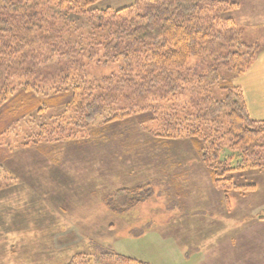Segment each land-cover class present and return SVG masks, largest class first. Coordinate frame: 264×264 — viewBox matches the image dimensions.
Returning <instances> with one entry per match:
<instances>
[{
    "label": "trees",
    "instance_id": "trees-1",
    "mask_svg": "<svg viewBox=\"0 0 264 264\" xmlns=\"http://www.w3.org/2000/svg\"><path fill=\"white\" fill-rule=\"evenodd\" d=\"M96 1L0 0V139L32 113H58L61 108L57 116L70 115L80 128L98 117L104 124L162 123L163 133L156 137L188 139L212 186L224 194L226 206L230 192L252 193L254 185H238L232 176L264 172V119L250 116L242 89L232 83L250 69L263 48L245 40L242 27L226 17L238 4L134 0L127 8L98 10L92 8ZM190 60L197 62L191 68ZM91 61L101 66L115 63L119 72L96 84L69 77V71ZM62 66L67 71L55 91L41 94L40 85L17 83L42 72L56 75L53 69L60 75ZM224 74L231 75L230 80ZM10 76L18 81L5 82ZM215 87L224 91L221 99L215 97ZM186 93L190 98L182 107L177 103L178 110L119 105L132 97L155 95L162 102ZM69 130H62L64 141L72 136ZM47 131L42 125L40 135L27 136L26 142L53 162L57 151L43 139ZM6 157L0 148V189L11 181L3 168ZM146 189L121 188L103 201L112 211L128 209L148 198ZM65 264L147 263L99 249L75 254Z\"/></svg>",
    "mask_w": 264,
    "mask_h": 264
},
{
    "label": "rangeland",
    "instance_id": "rangeland-1",
    "mask_svg": "<svg viewBox=\"0 0 264 264\" xmlns=\"http://www.w3.org/2000/svg\"><path fill=\"white\" fill-rule=\"evenodd\" d=\"M133 4L134 0H98L92 8L119 10ZM238 8L226 17L235 22ZM256 26L255 36L243 30V37L264 46V28ZM196 63L190 60L188 66ZM253 66L232 84L244 91L238 80ZM65 67H60V75L53 69L57 76L47 71L22 82L10 76L5 82L40 85L41 94L55 91ZM77 67L69 77L90 84L119 72L115 63L101 66L91 61ZM214 90L217 99L224 96V91ZM187 95L162 102L155 95L130 97L119 105L138 109L154 105L156 110L172 111L185 104ZM58 113H32L0 139L7 155L3 168L11 178L0 189V264H65L75 254L90 255L99 249L147 264H236L244 254L246 264H264V172L235 173V183L254 185L255 190L245 196L230 192L226 206L224 194L212 186L188 139L156 137L163 133L162 123L104 124L98 117L80 128L73 117ZM42 125L48 130L43 139L57 151L53 162L26 142L27 136L40 135ZM63 128H71L72 134L65 141ZM133 186H145L148 198L117 211L104 203L105 196ZM233 232L234 240L244 238L240 247L246 250L238 247L239 241L230 242ZM207 234L223 241L215 256L207 253L214 244L207 243Z\"/></svg>",
    "mask_w": 264,
    "mask_h": 264
},
{
    "label": "crops",
    "instance_id": "crops-1",
    "mask_svg": "<svg viewBox=\"0 0 264 264\" xmlns=\"http://www.w3.org/2000/svg\"><path fill=\"white\" fill-rule=\"evenodd\" d=\"M237 3L239 5V8L235 15V21L239 26L243 27V30L246 31L247 35L250 34L252 36H255L252 31H256L258 29L259 25L260 27L264 28V0H242L240 3L239 0H237ZM247 9H243L244 6H247ZM245 14H242V13ZM245 15V18L243 17ZM244 22L243 24L239 23V21ZM264 44V43H262ZM263 50L260 53V55L257 57L256 62L254 63L253 68L247 73L245 78L242 80L239 79V83L243 87V93H244V99L247 106V109L249 111L250 116L255 120H263L264 119V46H262ZM245 80V83L243 81ZM232 228H230V232ZM207 236V243H214L210 245L209 250L207 253H217L219 252L221 242H223L221 239L219 240L217 236L214 235H206ZM212 236H214V239H211ZM237 236L235 232L230 233L229 240L232 243H237L239 241L238 247H240V241H243L244 238L241 240H234V237ZM211 237V238H210ZM247 241V240H245ZM231 245L232 247V244ZM214 247H211L213 246ZM225 245H227L225 243ZM242 250H246V248H243ZM213 253V256L216 254ZM248 256L244 254L243 259H238L236 264H246V258Z\"/></svg>",
    "mask_w": 264,
    "mask_h": 264
}]
</instances>
